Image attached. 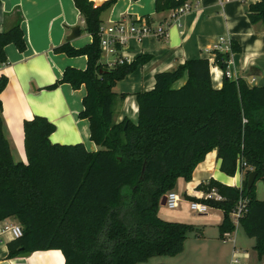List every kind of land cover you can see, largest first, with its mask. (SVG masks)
<instances>
[{
  "label": "trees",
  "instance_id": "obj_1",
  "mask_svg": "<svg viewBox=\"0 0 264 264\" xmlns=\"http://www.w3.org/2000/svg\"><path fill=\"white\" fill-rule=\"evenodd\" d=\"M117 0L97 5L74 0L91 35L90 43L75 47L69 40L55 51L68 56L85 55L87 66H67L53 85L82 86L80 118L88 119L90 139L101 148L90 151L83 143H53L56 125L35 115L24 121L27 162L16 161L3 130L0 97V221L13 218L23 235L8 244V257L37 250L60 249L64 264H143L151 257L175 256L184 250L193 224L159 215L162 198L179 179L190 181L197 165L213 149L220 169L243 175L241 187L211 178L198 188H212L222 199L192 198L225 212L220 236L234 231L231 212L240 198L247 199L240 224L255 248L264 255V200L256 183H264V85L250 86L225 74L216 87L211 66L224 72L231 53L240 45L231 41L227 51L213 49L209 58L188 59L172 70L155 74L150 90L135 94L136 121L114 120V87L149 60L140 55L132 62L109 65L102 60V13ZM187 0H156V12L177 9ZM148 17V16H143ZM253 23L264 20V0L249 5ZM27 47L24 30L16 23L0 31V61L6 62V46ZM8 77L0 78V94ZM257 172L249 188L248 177Z\"/></svg>",
  "mask_w": 264,
  "mask_h": 264
},
{
  "label": "crops",
  "instance_id": "obj_2",
  "mask_svg": "<svg viewBox=\"0 0 264 264\" xmlns=\"http://www.w3.org/2000/svg\"><path fill=\"white\" fill-rule=\"evenodd\" d=\"M93 1L99 5L105 0ZM155 1L151 0L150 5L144 7L140 0H117L102 13V25L121 18L130 22L148 16L154 26L159 23L167 26L165 38L148 35L139 41L132 37L125 44L122 53L129 62L143 54L150 58L114 87L117 95L116 122L126 117L137 120L135 94L152 89L156 73L172 70L188 59L202 57L212 62L215 57L212 51L220 37L240 45L239 51L231 53L228 77L243 79L250 86L264 85V20L253 23L249 18V5L260 0H194V8L177 19L170 17L169 10L156 12ZM154 10L156 16L148 14ZM16 23H20L24 30L27 47L21 51L14 44H8L5 48L7 61H0V78L2 75L8 77V83L0 94L3 130L14 159L28 160L24 121L35 115L45 116L56 125L50 135L53 143H83L90 151L100 149L90 139L88 119L79 117L86 88L74 89L69 83L53 86L67 66L80 69L87 66L85 55L68 56L55 51L57 46L68 40L73 26H79L81 30L80 36L70 41L73 46L82 47L92 40L84 29V20L74 0H0V31ZM211 69L218 71L214 73L213 82L216 87H221L223 70L217 65H212ZM220 165L217 150L213 149L197 165L190 181L178 180L177 184L183 183L189 201L202 198L205 190L198 186L211 178L232 186L242 185L241 172L237 170L235 176H228L221 171ZM228 177H232L230 184L226 182ZM162 206L160 204L158 209L160 216L164 214ZM211 209L216 213H198L205 215L201 220L189 221L183 210L174 217H163L191 223L199 229V234L196 230L188 233L180 254L154 256L143 264H264V255L259 257L255 248V238L247 234L240 222L234 231L225 237L220 236L219 225L225 212L219 208ZM10 222L16 220L0 221V264H64L65 256L60 249L37 250L25 257L9 258L8 244L13 238L4 228Z\"/></svg>",
  "mask_w": 264,
  "mask_h": 264
},
{
  "label": "built area",
  "instance_id": "obj_3",
  "mask_svg": "<svg viewBox=\"0 0 264 264\" xmlns=\"http://www.w3.org/2000/svg\"><path fill=\"white\" fill-rule=\"evenodd\" d=\"M194 0H187L177 9L170 10V17L177 19L179 15L191 11L194 8ZM148 35H155L159 38H165L167 36V26L164 23H159L154 26L151 18L141 17L138 20H131L127 22L125 18L115 20L110 22L108 25H102L100 27V42L102 55L105 57L104 61L109 65H115L117 63H122L128 61L127 57L123 55V48L128 40L132 37H135L137 40H142L143 37ZM231 41L227 40L225 37H220L216 48L221 51L230 50ZM108 57H113V59H108ZM129 62V61H128ZM212 77L214 75L213 69H211ZM223 74L226 76L230 75L229 69ZM255 78H252L254 81ZM239 172L240 169H238ZM237 187H241L237 186ZM166 203L169 209H175L180 206L182 197L175 190L169 191L166 195ZM202 198H214L222 199L216 189L212 188L210 191H204ZM247 199L240 198L236 207L231 212V218L234 224H239L240 217H242L246 211ZM190 208L200 214H207L210 210V206L200 200H190ZM4 230L9 232L13 239L19 238L23 235V228L18 222H10L5 225Z\"/></svg>",
  "mask_w": 264,
  "mask_h": 264
},
{
  "label": "rangeland",
  "instance_id": "obj_4",
  "mask_svg": "<svg viewBox=\"0 0 264 264\" xmlns=\"http://www.w3.org/2000/svg\"><path fill=\"white\" fill-rule=\"evenodd\" d=\"M143 3L144 7H147L148 4L150 5L151 0H140ZM121 3V1L119 2V4ZM147 5V6H146ZM170 11V10H169ZM109 13V12H107ZM155 10L153 12H149L148 14L150 15H155ZM156 16V15H155ZM103 57V55H102ZM257 186V196L258 198L264 199V183L263 181L260 179L257 181L256 183ZM175 191L177 193H179L182 197V203L180 207H177L175 209H169L167 206L163 205L162 206V213H164L163 215L161 214L162 217H174L176 213L180 212L181 210H183L185 212V217H187L189 219V221L197 219V220H201L203 217H205V215H200L198 214V212L193 211L190 209V201L186 198L185 193H184V185L183 183H179L176 185L175 187ZM216 213V211H214L213 209H211L209 211L208 214L212 215ZM17 222V221H16Z\"/></svg>",
  "mask_w": 264,
  "mask_h": 264
},
{
  "label": "water",
  "instance_id": "obj_5",
  "mask_svg": "<svg viewBox=\"0 0 264 264\" xmlns=\"http://www.w3.org/2000/svg\"><path fill=\"white\" fill-rule=\"evenodd\" d=\"M81 34V30H80V27L79 26H73L72 29H71V32L70 34L67 36V39L69 41L79 37ZM256 178H257V172L256 171H252L248 177V180H247V184H248V187L250 188L256 181ZM166 203V196H164L161 200V204L162 205H165ZM30 253L27 252V253H24V254H21L20 256H28ZM259 257L262 256V254L259 252L258 253Z\"/></svg>",
  "mask_w": 264,
  "mask_h": 264
},
{
  "label": "bare ground",
  "instance_id": "obj_6",
  "mask_svg": "<svg viewBox=\"0 0 264 264\" xmlns=\"http://www.w3.org/2000/svg\"><path fill=\"white\" fill-rule=\"evenodd\" d=\"M213 72L216 73V72H218V71H217L216 69H213ZM230 178H232V177H228L227 180H226V182L229 183V184H230V182H229V179H230ZM233 184H235V183H233Z\"/></svg>",
  "mask_w": 264,
  "mask_h": 264
}]
</instances>
